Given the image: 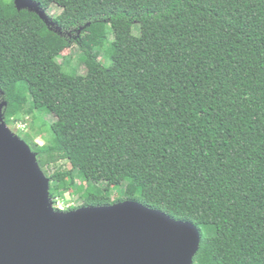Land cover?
Instances as JSON below:
<instances>
[{"label": "trees", "instance_id": "trees-1", "mask_svg": "<svg viewBox=\"0 0 264 264\" xmlns=\"http://www.w3.org/2000/svg\"><path fill=\"white\" fill-rule=\"evenodd\" d=\"M32 1L53 26L0 0V101L50 198L136 201L198 227L192 264H264V0Z\"/></svg>", "mask_w": 264, "mask_h": 264}, {"label": "water", "instance_id": "water-1", "mask_svg": "<svg viewBox=\"0 0 264 264\" xmlns=\"http://www.w3.org/2000/svg\"><path fill=\"white\" fill-rule=\"evenodd\" d=\"M16 10L36 13L32 0H11ZM0 101V264H192L201 234L136 201L53 208L49 179L36 154L4 121Z\"/></svg>", "mask_w": 264, "mask_h": 264}, {"label": "rangeland", "instance_id": "rangeland-1", "mask_svg": "<svg viewBox=\"0 0 264 264\" xmlns=\"http://www.w3.org/2000/svg\"><path fill=\"white\" fill-rule=\"evenodd\" d=\"M59 9L52 6L49 10H48V13L50 16H57L59 14ZM78 54V50L76 47H70V48H66V49H63L61 51V57L64 59V58H68V57H74ZM102 55L100 57V60L102 59ZM62 62V59H60ZM69 62H71L70 64H72V67L74 66L75 67V61L74 60H70L69 59ZM71 66V65H70ZM78 71L77 72H80L82 73L84 71V67L82 64H78V67H77ZM41 118H43L44 121H46V123L48 124H51L52 121L54 120V118L52 116H45L43 115ZM30 122H31V116H27L23 119V121L21 122L19 120V122H16L14 124L10 123L8 125V128L11 130L12 133H14L15 135H18L21 131L23 133H33V131L30 129ZM39 123V120L36 121V125ZM49 134L47 133V130L43 133V136H35V143H37V145H43L44 144V139L43 138H46L48 137ZM58 165H64V164H61L59 163ZM54 167H52L51 169V172L54 171ZM115 181L116 182H120L121 181V176H115ZM77 185H80V182L77 181ZM84 186H86V184H83ZM93 187H90V190H92ZM99 188V187H98ZM123 188V183L120 182V186L119 187H116L113 185V187L110 189V191L108 193H106V195H108V197L113 201L115 200L120 194H121V190ZM74 190H71L70 192L66 193L63 197V199H60L59 201L61 203H59V206H62L65 210L64 211H67V208H75V207H78V206H81L82 204V200L79 199V197L77 195H75L73 193ZM121 197V198H120ZM120 199L123 198L122 195L119 196ZM61 204V205H60Z\"/></svg>", "mask_w": 264, "mask_h": 264}, {"label": "built area", "instance_id": "built-area-1", "mask_svg": "<svg viewBox=\"0 0 264 264\" xmlns=\"http://www.w3.org/2000/svg\"><path fill=\"white\" fill-rule=\"evenodd\" d=\"M60 199H55V200H52V204H53V208L57 211H64L65 209L62 207V206H59V203H61L59 201ZM61 205V204H60ZM68 209V208H67Z\"/></svg>", "mask_w": 264, "mask_h": 264}]
</instances>
